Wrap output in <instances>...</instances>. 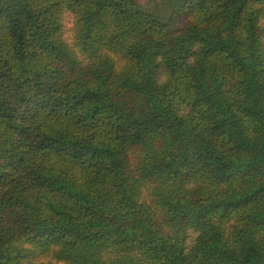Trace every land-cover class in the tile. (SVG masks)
I'll return each instance as SVG.
<instances>
[{"label": "trees", "instance_id": "1", "mask_svg": "<svg viewBox=\"0 0 264 264\" xmlns=\"http://www.w3.org/2000/svg\"><path fill=\"white\" fill-rule=\"evenodd\" d=\"M0 264H264V0H0Z\"/></svg>", "mask_w": 264, "mask_h": 264}, {"label": "rangeland", "instance_id": "2", "mask_svg": "<svg viewBox=\"0 0 264 264\" xmlns=\"http://www.w3.org/2000/svg\"><path fill=\"white\" fill-rule=\"evenodd\" d=\"M139 4L144 8L153 9L156 8L159 4L166 0H138ZM73 18L70 14H65L64 16V30L66 34V38L70 41L73 38V30H72Z\"/></svg>", "mask_w": 264, "mask_h": 264}]
</instances>
